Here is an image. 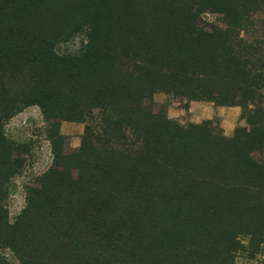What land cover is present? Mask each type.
<instances>
[{"label":"trees","instance_id":"16d2710c","mask_svg":"<svg viewBox=\"0 0 264 264\" xmlns=\"http://www.w3.org/2000/svg\"><path fill=\"white\" fill-rule=\"evenodd\" d=\"M158 94L240 124L183 125ZM34 106L54 162L12 224L24 161L5 125ZM241 260H264V0H0V264Z\"/></svg>","mask_w":264,"mask_h":264},{"label":"rangeland","instance_id":"374dc122","mask_svg":"<svg viewBox=\"0 0 264 264\" xmlns=\"http://www.w3.org/2000/svg\"><path fill=\"white\" fill-rule=\"evenodd\" d=\"M205 21L219 26L222 25V21L218 16L207 15L205 16ZM82 41L83 38L80 37L70 46H62L61 50L79 49ZM155 103L158 108L166 109L170 119L178 120L183 125L193 124L190 121L189 102L179 100L171 95L158 94L155 96ZM214 120L220 126L219 120ZM50 130V121L36 106L27 108L5 125L7 137L20 148L24 161L23 169L9 183V194L4 203L12 224L27 206L28 188L34 185L36 180L47 173L53 166L54 155L49 140ZM83 132L84 125L82 124L62 123L61 133L66 137L67 150L80 147ZM3 254L8 255V252L3 251ZM239 264L246 263L241 260ZM252 264H264V260H259Z\"/></svg>","mask_w":264,"mask_h":264},{"label":"crops","instance_id":"0c3cea01","mask_svg":"<svg viewBox=\"0 0 264 264\" xmlns=\"http://www.w3.org/2000/svg\"><path fill=\"white\" fill-rule=\"evenodd\" d=\"M191 123L201 124L205 121L218 119L220 127L227 137H232L240 123L241 110L239 108L215 107L205 102H191L189 105Z\"/></svg>","mask_w":264,"mask_h":264}]
</instances>
